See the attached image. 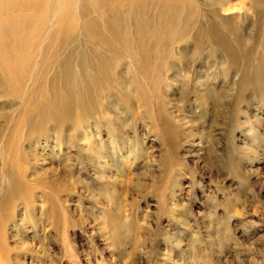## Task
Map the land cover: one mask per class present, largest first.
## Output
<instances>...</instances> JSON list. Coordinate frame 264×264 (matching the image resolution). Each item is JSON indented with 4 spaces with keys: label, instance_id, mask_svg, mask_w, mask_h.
I'll return each mask as SVG.
<instances>
[{
    "label": "rangeland",
    "instance_id": "1",
    "mask_svg": "<svg viewBox=\"0 0 264 264\" xmlns=\"http://www.w3.org/2000/svg\"><path fill=\"white\" fill-rule=\"evenodd\" d=\"M257 43L264 56V35ZM214 50L174 51L172 85L157 97L149 88L148 107L132 85L130 105L105 109L113 135L92 129L100 148L92 163L52 135L40 139L34 184L47 199L34 200L31 216L15 200L11 263L264 264V96L247 90L237 102L244 60L232 67ZM119 68L133 82L135 71ZM178 71L209 89V100H182Z\"/></svg>",
    "mask_w": 264,
    "mask_h": 264
},
{
    "label": "bare ground",
    "instance_id": "2",
    "mask_svg": "<svg viewBox=\"0 0 264 264\" xmlns=\"http://www.w3.org/2000/svg\"><path fill=\"white\" fill-rule=\"evenodd\" d=\"M263 23L264 0H0V264L17 260L9 241L19 226L15 200L31 216L34 200L47 199L48 191L36 198L34 184L40 139L54 136L74 148L81 164L92 163L100 154L92 129L113 135L105 109L130 105L132 85L145 107L152 94L166 93L174 51L215 49L232 67L243 59L237 102L247 90L263 97L264 56L255 52ZM121 66L135 71L133 82ZM176 75L192 80L183 71ZM187 84L182 100H209V89Z\"/></svg>",
    "mask_w": 264,
    "mask_h": 264
}]
</instances>
